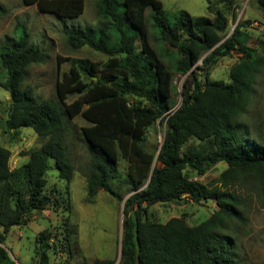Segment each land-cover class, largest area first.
<instances>
[{"label":"trees","instance_id":"obj_1","mask_svg":"<svg viewBox=\"0 0 264 264\" xmlns=\"http://www.w3.org/2000/svg\"><path fill=\"white\" fill-rule=\"evenodd\" d=\"M24 2L37 3L41 11L61 17L80 16L85 8V0ZM221 2L223 8L214 11L212 18L185 10L171 15L160 0H97L101 27H73L64 33L72 48L88 44L108 59L101 67L85 58L72 59L70 71L57 82L58 101L40 98L32 86L24 85L27 67L46 60L44 51L30 43L24 27L0 48V71L4 73L0 86L11 96L5 131L31 127L44 139L25 153L28 159L15 169L9 165L10 149L0 144V264H19L5 247L10 229L28 223L32 211L57 202L45 191L49 160H55L60 178L71 180L74 165L66 120L78 114L89 122L81 128L90 151L89 197L105 190L122 200L110 182L118 169L120 151L131 155L142 176L150 172L143 189L140 179H132L136 192L125 203L118 264H236L231 238L221 231L243 219V199L231 189L237 180L253 176L264 198V138L260 136V144L250 141L238 123L248 111L264 56L249 44L243 22L227 34L226 13L235 2ZM252 2L264 13V0ZM147 7L153 9L149 15ZM4 12L0 4V14ZM138 38L141 50L136 48ZM234 51L240 56L230 69L231 81L212 80L214 64ZM179 73L187 78L181 104L171 110L174 78ZM68 95L77 98L68 102ZM130 96L135 99L131 101ZM159 119L166 126L158 165L151 170L154 156L143 147L144 134ZM191 138L204 144L185 150ZM221 161L227 168L218 183L198 179ZM22 181L24 188L18 186ZM185 199L196 203L215 199L218 209L197 225H189L184 217L156 222L146 216L152 204ZM65 224L70 228L68 220ZM48 248L45 243L36 250V264H49ZM114 263L108 258L95 260V264Z\"/></svg>","mask_w":264,"mask_h":264},{"label":"rangeland","instance_id":"obj_2","mask_svg":"<svg viewBox=\"0 0 264 264\" xmlns=\"http://www.w3.org/2000/svg\"><path fill=\"white\" fill-rule=\"evenodd\" d=\"M160 1L171 15L185 10L193 16L206 15L213 18L214 11L224 6L221 0ZM234 2L232 10L226 13L229 19L227 34L230 35L237 24L243 22L242 28L250 34L249 44L264 56V13L252 0ZM0 4L5 8V12L0 14V48L17 37L22 30L20 28L24 27L29 32L30 43L40 47L46 54L44 62L33 63L26 69L24 85L32 86L38 97L59 100L57 82L70 71L72 59L85 58L96 67H101L108 59L106 54L88 44L77 49L72 48L64 33L65 29L73 27H101L97 0H85L83 13L76 17H61L43 12L37 3L26 4L24 0H0ZM152 11V7H147L146 14L149 15ZM234 12L236 17L233 16ZM136 48L141 50L139 38ZM239 56L235 51L222 56L211 68L210 78L230 82V69ZM199 63L201 64L202 60ZM3 75L0 71V79ZM91 78L97 79L96 76ZM186 78V74L175 75L171 110L181 104ZM83 79L90 82V77L84 76ZM75 98L77 95H68L66 101L70 102ZM134 99L130 96L131 101ZM10 103V93L0 86V143L3 141V145L10 149L9 165L11 169H15L28 159L25 153L40 146L44 139L31 127L5 131L4 120L10 114ZM238 123L250 141L260 144V136L264 138V67L253 85L248 111ZM66 124L67 143L74 165L73 176L70 181L60 178L55 160H49L45 191L52 195L57 201L56 204L32 211L28 223L13 226L8 233L5 247L19 264H36V250L45 243H49V264H95L96 259L105 258L113 259L114 264H118L121 259L124 207L126 200L136 192L133 190L132 179H140L139 188L143 189L147 186L150 172L145 171L142 176L139 169L134 168L131 155L120 151L118 169L112 173L110 182L121 193L122 200L116 199L105 190L89 197L87 175L90 151L81 132L82 126L88 125L89 122L78 114L67 119ZM165 126V122L159 119L150 124L144 134L143 147L154 156L151 170L158 165L157 155ZM200 144L204 142L191 138L184 149L188 150ZM226 168L227 164L221 161L198 179L207 184H216ZM18 186L24 188L25 185L22 181ZM231 189L243 199L240 208L243 219L232 221L229 228L221 233L231 238L236 264L264 263V198L260 183L253 176H246L237 180ZM216 209L218 205L215 199L203 200L200 203L185 199L180 203L152 204L147 207L146 216L156 222H166L172 217H184L189 225H197L209 218ZM66 220L69 221L70 228L66 227Z\"/></svg>","mask_w":264,"mask_h":264},{"label":"water","instance_id":"obj_3","mask_svg":"<svg viewBox=\"0 0 264 264\" xmlns=\"http://www.w3.org/2000/svg\"><path fill=\"white\" fill-rule=\"evenodd\" d=\"M126 53H123V55H125ZM8 116V115H7ZM1 145H3V141H1V143H0Z\"/></svg>","mask_w":264,"mask_h":264}]
</instances>
